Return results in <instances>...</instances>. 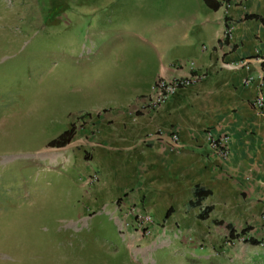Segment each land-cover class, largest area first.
I'll use <instances>...</instances> for the list:
<instances>
[{
  "label": "crops",
  "instance_id": "1",
  "mask_svg": "<svg viewBox=\"0 0 264 264\" xmlns=\"http://www.w3.org/2000/svg\"><path fill=\"white\" fill-rule=\"evenodd\" d=\"M65 1L66 27L81 26L78 45L65 46L70 88L57 114L65 130L74 122L70 110L86 116L73 140L57 148L76 153L78 135L101 143L93 153L102 180L123 189L143 173L148 201L158 207L184 206L197 188L209 190L198 206L211 207L205 220L236 233L247 228L263 241L264 114L252 102L264 74V23L246 16L264 17V0H221L218 9L204 0ZM192 65L207 73L202 82L155 113L143 111L158 78L189 76ZM157 128L179 132L184 148L146 145L143 137ZM223 135L231 147L226 158L210 146L211 137Z\"/></svg>",
  "mask_w": 264,
  "mask_h": 264
},
{
  "label": "rangeland",
  "instance_id": "2",
  "mask_svg": "<svg viewBox=\"0 0 264 264\" xmlns=\"http://www.w3.org/2000/svg\"><path fill=\"white\" fill-rule=\"evenodd\" d=\"M64 2L0 0V264H264V238L229 241L199 205L150 204L143 173L123 189L102 180L92 138H75L77 154L48 146L67 127L57 114L70 88L64 53L80 36L79 22L65 25ZM79 111L70 110L76 130ZM171 131L142 141L181 151Z\"/></svg>",
  "mask_w": 264,
  "mask_h": 264
},
{
  "label": "built area",
  "instance_id": "3",
  "mask_svg": "<svg viewBox=\"0 0 264 264\" xmlns=\"http://www.w3.org/2000/svg\"><path fill=\"white\" fill-rule=\"evenodd\" d=\"M229 32L230 28L227 29V37L229 36ZM261 59L264 62V54L261 56ZM192 68L193 70L191 74L186 77H178L175 79L158 78L154 83L153 91L146 96L143 107L150 111L158 110L179 90L199 84L207 77V73L205 71L197 69L194 65H192ZM254 79L255 78L251 76L246 79V82L250 83ZM252 105L258 113L264 114V74L261 78V81L259 82L258 94L254 98ZM157 137L161 139L162 136L157 134ZM169 141L176 148L181 147L183 144L179 132L174 130L171 131ZM210 146L215 152L224 158L230 155V140L229 136L227 135L211 137ZM146 219H150V216H146Z\"/></svg>",
  "mask_w": 264,
  "mask_h": 264
},
{
  "label": "trees",
  "instance_id": "4",
  "mask_svg": "<svg viewBox=\"0 0 264 264\" xmlns=\"http://www.w3.org/2000/svg\"><path fill=\"white\" fill-rule=\"evenodd\" d=\"M204 1L209 7L213 9H218L222 5L221 0H204ZM224 1L228 2L229 0H224ZM246 19H259L264 23V17L256 15V14L247 15ZM75 134H76V125L73 123L70 128L64 130L61 134H59L58 137L49 141L48 146H51V147L65 146L73 140V138L75 137ZM85 157L87 159H90V155L88 154V152H85ZM209 194H210L209 190H203V189L197 188L195 192L196 199L194 201H190V204L196 205V206L200 205L201 203L200 201L204 199L205 197H207ZM210 210H211V207H208V206L204 207V209L200 212L199 217L201 219H207ZM172 211H173V207L169 209V211L167 212V216H169ZM223 223H224L223 221H218L219 225H222ZM226 227L229 230V241H233L234 239L239 238L241 235H246L247 233V228L243 229L239 233H236V230L232 225L227 224ZM245 241L253 245H259L262 243L261 240H258L257 238L253 236H249L248 238H245Z\"/></svg>",
  "mask_w": 264,
  "mask_h": 264
}]
</instances>
